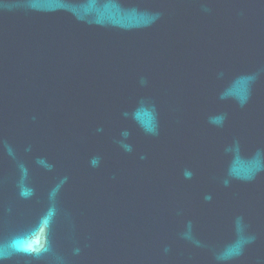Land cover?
I'll return each mask as SVG.
<instances>
[{"label": "water", "instance_id": "obj_1", "mask_svg": "<svg viewBox=\"0 0 264 264\" xmlns=\"http://www.w3.org/2000/svg\"><path fill=\"white\" fill-rule=\"evenodd\" d=\"M0 264H264V0H0Z\"/></svg>", "mask_w": 264, "mask_h": 264}]
</instances>
